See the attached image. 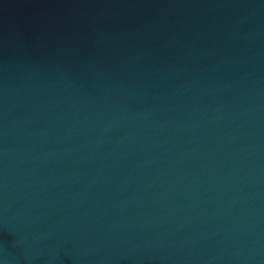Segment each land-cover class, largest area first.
<instances>
[{"label": "water", "instance_id": "water-1", "mask_svg": "<svg viewBox=\"0 0 264 264\" xmlns=\"http://www.w3.org/2000/svg\"><path fill=\"white\" fill-rule=\"evenodd\" d=\"M0 264H264V0H0Z\"/></svg>", "mask_w": 264, "mask_h": 264}]
</instances>
